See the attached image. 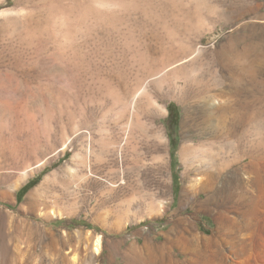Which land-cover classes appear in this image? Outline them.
Returning a JSON list of instances; mask_svg holds the SVG:
<instances>
[{
  "label": "rangeland",
  "instance_id": "rangeland-1",
  "mask_svg": "<svg viewBox=\"0 0 264 264\" xmlns=\"http://www.w3.org/2000/svg\"><path fill=\"white\" fill-rule=\"evenodd\" d=\"M117 1L0 0V264H180L179 220L210 234L238 155L264 171V0ZM207 95L243 101L238 155L183 132ZM184 142L225 168L210 209L181 197ZM238 239L261 263L264 210Z\"/></svg>",
  "mask_w": 264,
  "mask_h": 264
},
{
  "label": "bare ground",
  "instance_id": "bare-ground-1",
  "mask_svg": "<svg viewBox=\"0 0 264 264\" xmlns=\"http://www.w3.org/2000/svg\"><path fill=\"white\" fill-rule=\"evenodd\" d=\"M92 3L97 4L100 9L105 8L107 10L115 11L112 8L118 4V1L92 0ZM135 97L132 99V105L136 103ZM119 104L121 107L126 106L125 102H119ZM242 107L243 101L241 100L230 101L226 98L207 95L200 108L192 109V113L189 109L183 108L184 115L181 122L183 132H187L192 128L195 130L200 129V132H196L195 134L198 141L200 140V143L202 139L207 142L217 141L221 138L225 139L228 143L227 145L234 148V153L238 155L240 141L238 140L235 145L233 144V141L230 140V137L235 131L234 128L237 125V122H239L238 119H241V116H243L241 114ZM195 112L196 116L194 117L193 123L190 124L189 120L190 118L193 119V114H195ZM195 120H197V122H195ZM129 123L131 125L132 120H129ZM154 135H160V131H154ZM187 135L190 136L188 133ZM203 145L202 143L199 145L200 149L201 147L203 148ZM157 146L159 150L162 149L159 144H157ZM196 149H198V147ZM200 153L195 152V148L193 149L191 144L186 145L185 143L180 149L181 156L186 159V162L190 161V164L186 166L184 173L188 183L183 186L181 197L183 200L192 199L196 206L195 211H198L199 209H210L207 203L198 201L197 195L201 192L211 194L217 193V180L225 169L217 168L210 156L204 157ZM232 156L234 157L233 154ZM238 158L240 159L241 155H238ZM239 159L238 162L235 160V168L225 172V179L228 177L230 180L235 182L234 190L235 197H237V199L235 198L233 202L234 206L237 208L236 211H238V214H236V216H232L230 211L231 207L229 208V205L227 206L226 203L217 205L214 212L215 227L210 234L200 233L189 220L184 217L181 218L179 220L180 224L178 227L180 229L178 230V233L176 232L177 234L173 238L169 237L167 239V241L176 243L174 245H180L179 248L182 249V252L184 253V259L181 262L179 261L180 264H184V262H192L193 264L254 263V261L252 263L250 261L251 252L248 248H246V243L239 240L238 236H240L242 231L249 229L250 221L254 214L264 210V171H262L261 168L262 157L259 159L257 156L254 160L248 163V175L244 174L247 165L241 163L242 161L239 162ZM232 160L234 159L232 158ZM31 195L32 193H29L27 196L28 200ZM92 241L94 252L98 253L101 248V237L96 235ZM202 244L204 245V248L202 247ZM225 244H229V251L234 254L235 258L234 260L232 259V262L228 260V255L223 249ZM259 264H264V244L262 261Z\"/></svg>",
  "mask_w": 264,
  "mask_h": 264
}]
</instances>
